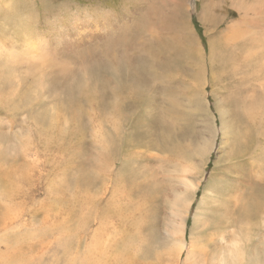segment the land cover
<instances>
[{
    "label": "rangeland",
    "instance_id": "rangeland-1",
    "mask_svg": "<svg viewBox=\"0 0 264 264\" xmlns=\"http://www.w3.org/2000/svg\"><path fill=\"white\" fill-rule=\"evenodd\" d=\"M260 7L0 0V264H264V122L243 107L264 93ZM220 48L252 67L222 72Z\"/></svg>",
    "mask_w": 264,
    "mask_h": 264
},
{
    "label": "bare ground",
    "instance_id": "bare-ground-1",
    "mask_svg": "<svg viewBox=\"0 0 264 264\" xmlns=\"http://www.w3.org/2000/svg\"><path fill=\"white\" fill-rule=\"evenodd\" d=\"M163 1V0H162ZM260 2H263V1H260ZM164 4H165V1H164ZM260 5H261V3H260ZM163 6V5H162ZM186 7V6H185ZM193 7V6H192ZM261 8V7H260ZM252 10V9H251ZM263 9L261 8V11H262ZM186 11H187V9H186ZM185 11V12H186ZM264 11V10H263ZM172 15H171V19H170V22H169V26H177L178 28V30L177 31H179V30H181V31H183L184 33H185V35H186V37H187V39H185L184 40V42H183V44L185 43L186 44V47L188 46V49L189 48H191V46H192V44H191V40H194V39H192V35H191V33H190V31H189V29H188V25H187V22H186V20H187V17L185 18V15L183 16H179V18H178V9L176 8H173V10H172ZM158 16H160V15H158ZM165 18V17H164ZM169 18H170V15H169ZM177 18H178V20H177ZM162 21H163V19H162ZM165 21V20H164ZM261 24V23H260ZM148 26H149V24H148ZM153 27V26H152ZM159 27H160V25H159ZM154 28H155V26H154ZM169 30V29H168ZM193 33V32H192ZM26 36V35H25ZM29 37H27V39H28ZM30 38H31V36H30ZM255 38L256 37H249V39H250V41H251V39H252V41H251V47L252 46H254L255 44H257L256 42H255ZM27 39L26 40H23V45L25 44V43H27ZM32 39V38H31ZM253 39H254V45H253ZM264 38H262L261 40H263ZM64 39H61L60 41H63ZM28 41H31V40H29L28 39ZM112 41V40H111ZM195 41V40H194ZM264 41V40H263ZM164 42H165V40H164ZM28 43H30V42H28ZM264 43V42H263ZM30 44H32V41H31V43ZM126 44V43H125ZM184 44V45H185ZM165 46V45H164ZM190 46V47H189ZM224 45H222V47H223ZM258 46H259V44H258ZM264 46V45H263ZM24 47V46H23ZM198 47V46H197ZM221 47V48H222ZM255 47V46H254ZM3 48V47H2ZM28 48V52H27V54H25L24 56H30L31 54L33 55L32 56V58L34 59V56L35 55H39L40 56V59H42V57H43V54H41V53H39L38 51H37V49H35V47H32V46H28L27 47ZM219 49L218 51V53H217V57H215L217 60H219V62L217 63V65H219V69L220 70H222V72H230V71H232L233 73L237 70V68H239L240 67V63L243 65V66H247V67H252V65H249L248 63H250L251 61H252V58L250 59L249 58V56L248 55H245V56H240V57H233L232 55H227L226 56V58H225V49L223 48V49ZM248 48V47H247ZM182 50H184V49H182ZM262 50V52H263V50H264V48L263 49H261ZM30 51V52H29ZM189 51V50H188ZM198 51V50H197ZM161 52V51H160ZM163 52V51H162ZM187 52V51H186ZM262 52H260V50H259V53H262ZM180 53H183V51L181 52L180 51ZM191 55V58H192V53L191 52H189ZM254 53V52H253ZM160 54V53H159ZM182 55V54H181ZM189 55V54H188ZM201 55V54H200ZM160 56V55H159ZM186 56V55H185ZM254 56H256V57H258L255 53H254ZM2 57V56H1ZM184 57V56H183ZM253 57V56H252ZM31 58V59H32ZM188 58V57H187ZM201 59H202V56L200 57ZM225 58V59H224ZM254 58V57H253ZM30 59V60H31ZM40 59H38V60H40ZM171 59V58H170ZM184 59H185V57H184ZM193 59V58H192ZM255 59V58H254ZM5 60V59H4ZM8 60V59H7ZM105 61H106V64H108V61L106 60V59H104ZM116 62V61H115ZM169 62V61H168ZM120 62H118L117 64H119ZM170 63V62H169ZM261 63H263V62H261ZM172 64V63H171ZM252 64V63H251ZM31 65V64H30ZM164 65H165V63H164ZM167 65H169V64H167ZM166 65V66H167ZM216 65V64H215ZM238 65H239V67H238ZM11 66V65H10ZM118 66V65H117ZM119 66H120V64H119ZM119 66H118V68H119ZM165 66V67H166ZM254 66V69L257 71V68H255L256 66L255 65H253ZM122 67V66H121ZM228 67L229 68H231L230 70H228L227 71V69H228ZM104 68V67H103ZM215 68V66L214 67H212V69H214ZM224 68H226V71H224ZM261 68V67H260ZM263 68V67H262ZM114 71L115 72V70H114V68H112V69H109V71ZM262 70V69H261ZM65 71V70H64ZM165 71H166V69H165ZM105 72L106 71H104V74H105ZM118 72H121V70L120 71H117L116 73L118 74ZM262 72H263V70H262ZM67 73V72H66ZM93 74H96L97 72H92ZM142 73V72H141ZM165 73V72H164ZM168 73V72H167ZM254 73V72H253ZM87 74V73H86ZM101 74H103V73H101ZM100 74V76H102ZM106 74H108V73H106ZM116 74V75H117ZM146 74V73H145ZM98 75V74H97ZM97 75H95V76H97ZM116 75H114V76H112V81H114L115 82V80L114 79H116ZM264 75V74H263ZM106 76H108V75H106ZM120 76V75H119ZM264 77V76H263ZM100 78V77H99ZM261 78H262V76H261ZM102 79V78H101ZM100 79V80H101ZM86 81V80H85ZM85 83V82H84ZM94 83V82H93ZM92 83V84H93ZM97 83V82H96ZM99 83V82H98ZM262 83V82H261ZM260 83V84H261ZM86 85H87V83H85ZM263 84V83H262ZM97 85V84H96ZM114 85H115V83H114ZM92 86V85H91ZM97 88V87H96ZM262 89V88H261ZM259 94V93H258ZM258 97H257V100L256 101H254L253 103H251V101H249L247 104H245V106H243L244 108H245V113H247V114H249L250 115V119H252L255 123L257 122V121H259L260 123H263L264 122V93H260L259 95H257ZM256 97V96H255ZM114 99V98H113ZM112 99V100H113ZM116 100V99H115ZM223 100V99H222ZM254 100V99H253ZM114 101V100H113ZM117 101V100H116ZM116 101H114V102H116ZM112 102V101H111ZM224 102V101H223ZM113 103V102H112ZM219 103V102H218ZM100 104V103H99ZM98 104V107L100 106ZM221 104H223L222 102H221ZM225 104V103H224ZM115 105V104H114ZM119 105V104H118ZM217 106H220V104L219 105H217ZM248 106V107H247ZM247 107V108H246ZM100 108V107H99ZM217 108V107H216ZM243 108V109H244ZM101 109V108H100ZM220 110V109H219ZM217 111V110H216ZM221 112V111H220ZM259 124V123H258ZM263 125H264V123H263ZM116 126H118V125H116ZM115 125H114V127L115 128H117ZM263 128H264V126H263ZM264 130V129H263ZM212 147V146H211ZM210 150V149H209ZM211 179H212V176L210 177V180H209V182L211 181ZM192 185V184H191ZM184 187L187 189L188 187H190V184H184ZM113 196V195H112ZM261 196H259V198H260ZM114 198V197H113ZM116 199V198H115ZM264 202V196L263 197H261V201L260 202H258L254 207H259V206H261V203H263ZM167 203H168V206L170 205V203L172 204V206L171 207H175V210H172L171 211V214H172V216L171 217H169V218H167L166 220H167V228H166V231H167V235L170 237H175V238H180L179 240H181V237L183 236V228H184V223H185V219H186V214H187V211H188V207H189V205H190V203H191V201L187 198V200H186V202L184 203V204H177V201H175V199H172V202H171V199L169 200V201H167ZM200 205H201V203H200ZM254 207H252L251 206V208H250V211H249V213L250 214H246L249 218H251L252 219V217H255V213H254ZM201 210V209H200ZM199 209L197 210L198 212L195 214L196 216H195V218L197 217V216H199V211H200ZM244 216V215H243ZM244 217H246V216H244ZM175 220L178 222V227H177V229H175L174 228V226H173V224H174V222H175ZM103 226V225H102ZM104 229V228H103ZM103 229H101L102 231H103ZM102 233V232H101ZM104 233H106L105 231H104ZM103 234V233H102ZM105 236V235H104ZM123 239L124 240H126L127 238H125V237H123ZM178 246L180 247V249H179V253L181 252V250H182V244H181V242L179 241V244H178ZM192 249H193V247L191 248V250L189 251V253L188 254H190V253H192ZM127 253V252H126ZM178 253V254H179ZM118 255H120V254H118ZM121 256V255H120ZM122 256H125V255H122ZM127 257V256H126ZM188 259V258H187ZM21 261V260H20ZM225 261H226V259L225 258H221L220 259V264H225ZM17 263V262H16ZM19 264V263H18Z\"/></svg>",
    "mask_w": 264,
    "mask_h": 264
},
{
    "label": "trees",
    "instance_id": "trees-1",
    "mask_svg": "<svg viewBox=\"0 0 264 264\" xmlns=\"http://www.w3.org/2000/svg\"><path fill=\"white\" fill-rule=\"evenodd\" d=\"M194 26H196V25H194ZM196 28H197V26H196Z\"/></svg>",
    "mask_w": 264,
    "mask_h": 264
}]
</instances>
